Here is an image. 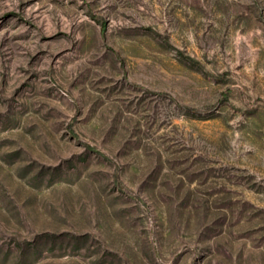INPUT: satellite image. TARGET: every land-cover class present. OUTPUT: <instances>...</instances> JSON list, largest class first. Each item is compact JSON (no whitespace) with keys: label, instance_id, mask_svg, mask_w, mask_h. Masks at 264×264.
Instances as JSON below:
<instances>
[{"label":"rangeland","instance_id":"1","mask_svg":"<svg viewBox=\"0 0 264 264\" xmlns=\"http://www.w3.org/2000/svg\"><path fill=\"white\" fill-rule=\"evenodd\" d=\"M0 264H264V0H0Z\"/></svg>","mask_w":264,"mask_h":264}]
</instances>
